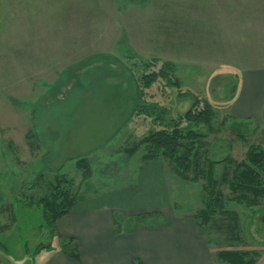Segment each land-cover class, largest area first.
Returning <instances> with one entry per match:
<instances>
[{"label": "rangeland", "instance_id": "374dc122", "mask_svg": "<svg viewBox=\"0 0 264 264\" xmlns=\"http://www.w3.org/2000/svg\"><path fill=\"white\" fill-rule=\"evenodd\" d=\"M138 61L173 63L179 88L156 83L135 107L142 88L129 64ZM249 71H264V0H0V264H44L60 249L36 203L54 179L72 180L79 198L136 182L144 150L125 152L158 130L140 107L176 118L194 97L206 101L224 125L206 139L213 162L264 149L262 87L247 83ZM165 171L170 207L147 222L196 217L198 225L201 185ZM219 190L232 195L227 184ZM150 196L144 207L160 201ZM227 205L238 215L234 232L225 217L199 229L212 264H229L220 254L232 252L263 264L264 198ZM140 216L115 218L127 231Z\"/></svg>", "mask_w": 264, "mask_h": 264}, {"label": "trees", "instance_id": "16d2710c", "mask_svg": "<svg viewBox=\"0 0 264 264\" xmlns=\"http://www.w3.org/2000/svg\"><path fill=\"white\" fill-rule=\"evenodd\" d=\"M130 1L133 3L136 0ZM129 66L132 71L136 69V74H132L136 80V88H142V90L136 91L134 96L135 107L139 102H144L142 99L156 83L162 82L168 88H179V83L174 75L175 66L173 63L158 64V62L146 61L142 63L138 61L136 64H129ZM140 109V113L150 117L155 116L151 121L158 126V130L156 129L141 138L125 154L130 157L138 149L143 148L142 161H161L165 164L167 172H173L181 181L199 183L203 193V209L199 213L201 223L196 225L198 230L205 227L211 219L225 217L229 219L230 228L234 232L239 224L238 215L227 208V203L232 201L235 204L250 207V205L257 204L258 199L264 198V149L259 146H250L244 159L239 162L211 161L207 157L208 143L206 139L209 135L220 131L224 125L222 122L221 126H217L218 117L215 110L198 97H194L191 107L176 118H166L167 110L159 105H151V112L147 111L148 108L140 107ZM215 127L216 130H214ZM222 163L225 164V167L216 179L214 169ZM76 165L81 171L82 179H87L91 173L87 159L77 160ZM62 177L54 179V184L49 185L47 191L36 200V203L42 210L44 222L61 241V252L77 260L78 252L75 240L62 238L56 231L58 220L68 215L79 199L73 187V181L67 180L64 175ZM222 184H227L232 194L229 197L232 198H226L219 190V185ZM150 216L158 217L159 214L156 212L141 214L139 220L142 221H137V223L152 225L147 222L149 219L146 218ZM193 219L195 221L196 217ZM137 226L139 225L124 231L119 228L116 218L114 219V232L118 235L132 232ZM220 258L229 264H255L257 262L256 258L237 252L220 254ZM133 264L142 263L135 261Z\"/></svg>", "mask_w": 264, "mask_h": 264}, {"label": "crops", "instance_id": "0c3cea01", "mask_svg": "<svg viewBox=\"0 0 264 264\" xmlns=\"http://www.w3.org/2000/svg\"><path fill=\"white\" fill-rule=\"evenodd\" d=\"M249 71L247 83L262 87L264 71ZM136 182L125 187L81 197L71 212L58 220L56 231L62 238H73L77 245L75 260L60 249L53 251L44 264H212L208 242L194 220L177 217L170 223L139 225L132 232L115 234L116 214L132 217L168 209L166 171L161 161H142ZM160 198L157 205L144 207L142 198ZM164 195V196H163ZM264 251V250H262ZM264 258V253L262 254ZM264 264V261H263Z\"/></svg>", "mask_w": 264, "mask_h": 264}]
</instances>
